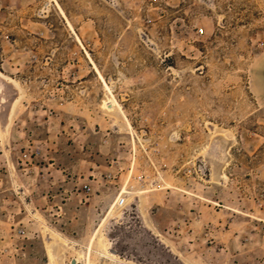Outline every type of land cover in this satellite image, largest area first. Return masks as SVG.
Masks as SVG:
<instances>
[{"label":"rangeland","instance_id":"1","mask_svg":"<svg viewBox=\"0 0 264 264\" xmlns=\"http://www.w3.org/2000/svg\"><path fill=\"white\" fill-rule=\"evenodd\" d=\"M94 235L91 264H264V0H0V264Z\"/></svg>","mask_w":264,"mask_h":264},{"label":"bare ground","instance_id":"2","mask_svg":"<svg viewBox=\"0 0 264 264\" xmlns=\"http://www.w3.org/2000/svg\"><path fill=\"white\" fill-rule=\"evenodd\" d=\"M98 75H99V73H98ZM2 78V77H1ZM110 103L112 104V107H111V109H108L107 107H105L104 105H103V108L104 109H106V111L107 112H114L116 109H119L120 108V106L118 105V103L113 99V100H111L110 101ZM130 126V125H129ZM124 189V188H123ZM123 189H122V191H123ZM126 190V189H125ZM122 191L120 192V194H119V196H122V195H124V196H126L127 194H129V192H123L122 193ZM127 191V190H126ZM97 238H96V236L94 235L92 238H91V240L89 241V243H88V246H87V249H86V251L84 252V255H79V256H75V260H76V263L77 264H91V262H90V255H91V252H92V250H93V247H94V245L97 243ZM112 252V251H111ZM113 256V255H112ZM48 260H50L51 261V256H50V254L48 255Z\"/></svg>","mask_w":264,"mask_h":264},{"label":"water","instance_id":"3","mask_svg":"<svg viewBox=\"0 0 264 264\" xmlns=\"http://www.w3.org/2000/svg\"><path fill=\"white\" fill-rule=\"evenodd\" d=\"M104 106L107 107L108 109H111L112 104L109 101H106V102H104ZM69 264H77L75 257L70 259Z\"/></svg>","mask_w":264,"mask_h":264},{"label":"built area","instance_id":"4","mask_svg":"<svg viewBox=\"0 0 264 264\" xmlns=\"http://www.w3.org/2000/svg\"><path fill=\"white\" fill-rule=\"evenodd\" d=\"M83 189H84L86 192H89V191H90V187H88L87 185H84V186H83ZM123 202H124V199H123V198H120L118 204H119V205H120V204H123ZM21 233H22V229H20V234H21Z\"/></svg>","mask_w":264,"mask_h":264},{"label":"crops","instance_id":"5","mask_svg":"<svg viewBox=\"0 0 264 264\" xmlns=\"http://www.w3.org/2000/svg\"><path fill=\"white\" fill-rule=\"evenodd\" d=\"M98 197V196H97Z\"/></svg>","mask_w":264,"mask_h":264}]
</instances>
